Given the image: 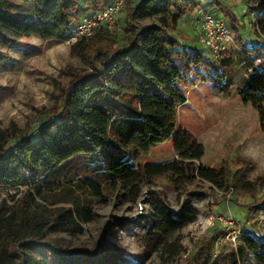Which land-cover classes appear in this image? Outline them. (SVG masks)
<instances>
[{"label": "trees", "instance_id": "16d2710c", "mask_svg": "<svg viewBox=\"0 0 264 264\" xmlns=\"http://www.w3.org/2000/svg\"><path fill=\"white\" fill-rule=\"evenodd\" d=\"M22 1L35 3L34 20L27 21L11 11L12 0H0L2 44H15L21 35L27 34L64 40L68 30L83 17L81 13L88 14L105 4V0ZM202 1L125 0L118 22L122 33L102 30L73 44L79 48L88 70L70 74L59 102L38 126L27 132L15 128L9 133L7 129H0V186L22 188L26 193L27 215L31 213L30 208L34 211L39 206L35 197L44 199L41 191L48 184V175L76 157L82 159L81 167L87 173L115 182L126 190L129 202L137 201L142 185L165 176L174 186L200 181L219 190L230 185L237 195L245 190L237 178H228L223 168L203 165L204 146L187 131H176L178 108L186 102L188 89L204 78H212L214 82L218 78L217 82H222L228 66V50L217 62L187 47L176 34L180 18L198 8L206 11ZM241 2L246 13L254 15L251 24L256 38L264 36V0ZM215 6L222 12L220 18L231 29H237L241 23L232 10L217 2ZM145 18H152L156 23L140 25L138 20ZM234 41L236 49L256 66L245 76L238 95L244 104L255 109L259 129L264 132V49L261 48L264 44L259 45L255 40L245 47L237 33ZM258 58L261 61L257 62ZM4 60L5 55L0 52V63ZM172 137L175 159L133 164ZM85 183L91 194L101 195L98 183L90 179ZM79 202L76 200L72 208L60 210L49 229L64 233L90 222V209ZM196 214L190 201L180 202L174 211L159 198L149 208V217L153 228L162 235V244L193 222ZM11 217L4 220V226L10 224ZM220 225L221 222L214 221L210 237L203 238L197 251L188 253L187 264H196L198 252L216 241L223 232ZM242 228L246 230L245 225ZM23 242L18 234L3 237L2 254L6 261L1 264H12L18 254L16 246ZM165 250L174 257L181 247L177 243L166 244ZM246 250L253 254L255 264H264V240L246 236L238 255L243 257ZM60 261L62 264L73 262L69 258ZM229 264H239L236 254H232Z\"/></svg>", "mask_w": 264, "mask_h": 264}, {"label": "rangeland", "instance_id": "374dc122", "mask_svg": "<svg viewBox=\"0 0 264 264\" xmlns=\"http://www.w3.org/2000/svg\"><path fill=\"white\" fill-rule=\"evenodd\" d=\"M111 1L105 0L104 5ZM216 2L231 9L241 23L237 29L227 24L233 42L226 49L230 54L225 76L222 82L204 78L188 89L186 102L178 108L176 131H187L204 146L203 165L223 168L228 178H237L245 190L237 195L230 185L219 190L200 181L174 186L165 176L142 185L137 201L129 202L126 190L87 173L81 167L82 159L76 157L48 175V184L41 191L44 199L35 197L39 206L34 211L30 208V215L21 187L0 186V264L5 260L2 239L9 233L24 239L16 246L18 254L12 264H62V258L73 260L68 264H187L188 253L197 251L203 238L210 237L214 217L218 216L233 219L246 230L233 225L223 231L209 248L198 252L196 264H229L232 254H236L239 264H255L250 251L241 257L238 250L246 236L264 240V197L260 198L264 194V132L259 129L255 109L238 95L245 76L256 66L236 49L234 34L240 35L245 47L255 40L264 43V36L254 35V15L246 13L241 0L202 1L206 12L220 18L222 12L216 9ZM9 9L27 21L35 19L34 2L12 0ZM194 12L179 19L176 34L187 47L209 58L208 49L198 40ZM138 23L150 25L156 21L145 18ZM115 30L122 33L121 25ZM0 52L5 55L0 63V129L9 133L15 128L33 130L59 102L70 74L88 70L78 47L41 35H21L17 43L10 45L0 42ZM176 157L172 137L133 164L162 163ZM87 179L99 184L100 196L90 193ZM159 198L174 211L182 201H190L197 210L195 220L169 236L165 244L149 217L150 203ZM76 200L90 209L92 220L74 231L52 232L49 226L59 211L72 208ZM10 215V224L4 226ZM41 226L47 228L39 231ZM172 243L181 247L174 257L165 250L166 244Z\"/></svg>", "mask_w": 264, "mask_h": 264}, {"label": "built area", "instance_id": "2783aa9c", "mask_svg": "<svg viewBox=\"0 0 264 264\" xmlns=\"http://www.w3.org/2000/svg\"><path fill=\"white\" fill-rule=\"evenodd\" d=\"M124 4L125 0H112L100 8L92 9L68 30L64 41L69 45H73L78 41L87 40L99 31L115 30ZM194 24L198 33V40L208 49L211 59L219 62L222 53L227 49V45L233 42L231 30L227 23L223 19L198 8L194 12ZM256 61L261 60L258 58ZM214 221L221 222L225 228L224 232L233 225L242 228V225L233 219L218 216L214 217L213 223ZM238 233L241 234L240 231Z\"/></svg>", "mask_w": 264, "mask_h": 264}, {"label": "crops", "instance_id": "0c3cea01", "mask_svg": "<svg viewBox=\"0 0 264 264\" xmlns=\"http://www.w3.org/2000/svg\"><path fill=\"white\" fill-rule=\"evenodd\" d=\"M262 44H264V43H262V42H259V45H262Z\"/></svg>", "mask_w": 264, "mask_h": 264}]
</instances>
